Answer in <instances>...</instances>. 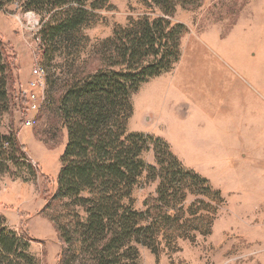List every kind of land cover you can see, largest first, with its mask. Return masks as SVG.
Here are the masks:
<instances>
[{
    "label": "rangeland",
    "instance_id": "rangeland-1",
    "mask_svg": "<svg viewBox=\"0 0 264 264\" xmlns=\"http://www.w3.org/2000/svg\"><path fill=\"white\" fill-rule=\"evenodd\" d=\"M164 2L174 6L171 14L154 0H109L88 25L53 43L40 33L44 14L16 0H0V77L10 95L0 131L16 133L28 155L17 152L10 171L0 176V216L19 238L17 252L3 264H95V246L91 239L85 242V207L58 193L68 141L59 101L76 76L103 64L100 49L115 30L143 15L183 25L181 56L171 71L134 93L128 132L165 139L182 164L208 178L224 199L202 195V185L190 180L185 199L164 210L193 222L164 228L156 251L141 243L123 244L120 263L264 264V0ZM38 64L46 71L45 102L33 111L21 88L36 78ZM179 88L188 89V97L179 92L178 98L187 102L179 107L189 113L178 118L173 108ZM27 120L34 123L28 126ZM155 155L150 141L143 158L156 165ZM159 181L145 170L125 204L146 211L157 198ZM209 214L211 232L204 234L203 218ZM40 235L51 239L41 245L32 239Z\"/></svg>",
    "mask_w": 264,
    "mask_h": 264
},
{
    "label": "trees",
    "instance_id": "trees-1",
    "mask_svg": "<svg viewBox=\"0 0 264 264\" xmlns=\"http://www.w3.org/2000/svg\"><path fill=\"white\" fill-rule=\"evenodd\" d=\"M16 1L26 10L44 14L40 33L53 43L64 41L88 25L96 10L109 2ZM154 1L164 13L173 12L174 6L165 0ZM183 31L182 24L150 15L115 30L100 49L105 57L103 64L82 77L76 76L60 98L68 141L61 156L58 193L74 198L85 207L84 228L89 237L85 242L91 239L95 246V264H121L120 249L127 242L151 246L156 251L154 243L164 228L169 231L171 224L180 227L193 222L191 218L182 222L177 215L164 210L165 205L185 199L190 180L202 185V195L218 197L221 202L224 199L208 178L182 164L165 139L142 132L129 133L127 128L133 113L134 93L143 83L171 71L180 60ZM3 43L0 37V46ZM9 100L7 81L1 76L0 117L9 109ZM150 141L155 144L156 165L148 164L143 158ZM25 149L16 133L7 136L0 131V176L10 171L17 152L28 159ZM145 170L160 181L156 200L141 212L124 201L130 198ZM84 192L89 196H83ZM194 204L189 208L191 212ZM203 219L207 224L204 234H208L214 218L209 214ZM18 245L17 234L0 216V264L17 252Z\"/></svg>",
    "mask_w": 264,
    "mask_h": 264
},
{
    "label": "built area",
    "instance_id": "built-area-1",
    "mask_svg": "<svg viewBox=\"0 0 264 264\" xmlns=\"http://www.w3.org/2000/svg\"><path fill=\"white\" fill-rule=\"evenodd\" d=\"M36 78L30 81L28 87L22 85L21 95L29 101V106L33 111H38L45 102V87L43 81L46 71L43 65L38 64L35 68ZM34 120H27L26 125H32Z\"/></svg>",
    "mask_w": 264,
    "mask_h": 264
},
{
    "label": "crops",
    "instance_id": "crops-1",
    "mask_svg": "<svg viewBox=\"0 0 264 264\" xmlns=\"http://www.w3.org/2000/svg\"><path fill=\"white\" fill-rule=\"evenodd\" d=\"M160 78V77H159ZM161 78H164V76L163 77H161ZM157 79V78H156ZM187 90L188 89H186V88H183V90H182V88H179V90H178V92H177V94H176V91L175 92H173V94H176V97H177V99H176V102H177V104H176V106L173 108V113H174V115L176 116V117H186L187 116V114L189 113L188 112V109L187 110H185L184 108H180L179 106L181 105V104H185V106H187L188 104H187V102H185L184 100H182V101H180V98H178V96H183V94H181V95H179L178 93L180 92V93H185L186 94V97H188V92H187ZM183 91V92H182ZM183 99V98H182ZM187 101V100H186ZM190 108V107H189ZM148 117V116H147ZM48 238L49 239H51V237L50 236H42V235H40V236H32V239H35V240H37L38 241V243H42V242H46L47 240H48ZM40 243V244H41ZM42 245V244H41Z\"/></svg>",
    "mask_w": 264,
    "mask_h": 264
}]
</instances>
